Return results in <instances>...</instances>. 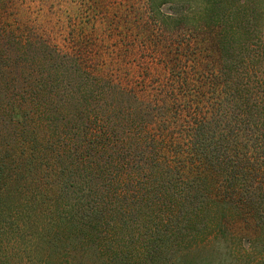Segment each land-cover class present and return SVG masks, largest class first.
Segmentation results:
<instances>
[{
  "label": "trees",
  "instance_id": "1",
  "mask_svg": "<svg viewBox=\"0 0 264 264\" xmlns=\"http://www.w3.org/2000/svg\"><path fill=\"white\" fill-rule=\"evenodd\" d=\"M143 2L122 72L0 0V264H264V0Z\"/></svg>",
  "mask_w": 264,
  "mask_h": 264
},
{
  "label": "rangeland",
  "instance_id": "2",
  "mask_svg": "<svg viewBox=\"0 0 264 264\" xmlns=\"http://www.w3.org/2000/svg\"><path fill=\"white\" fill-rule=\"evenodd\" d=\"M9 2L11 7L7 22L12 27L24 24L32 26L37 31L35 33L47 38L46 40L54 47L68 53L74 49L76 41L86 40L87 45L90 43L93 48V52L100 53L106 63H109L111 58H116L113 59L114 64L111 62L114 69L125 72V69L133 71L138 67L137 60L132 56L129 55L128 59L120 56V53L124 55L128 49L125 50L126 45L118 41L120 39L117 30L113 31L114 33L110 32V22L114 18H123L125 14H122L129 11L130 18H127L129 23L122 33L127 35L125 37L128 41L136 43L140 40L138 37H142L144 33L135 27L137 21L140 22L138 18L142 15L143 0H9ZM165 9L171 11L169 6ZM115 45H119L118 48L121 49L115 48ZM132 50L133 48L128 51ZM117 52L119 56H116ZM91 60L93 61V57ZM103 65L101 62L99 66ZM148 65L151 68L155 66L153 61H149ZM103 69L107 72L106 68Z\"/></svg>",
  "mask_w": 264,
  "mask_h": 264
}]
</instances>
